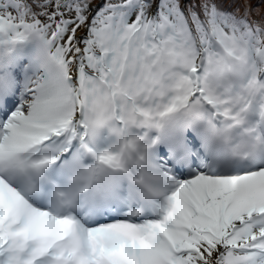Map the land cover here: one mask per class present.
Listing matches in <instances>:
<instances>
[{
  "label": "snow or ice",
  "instance_id": "obj_1",
  "mask_svg": "<svg viewBox=\"0 0 264 264\" xmlns=\"http://www.w3.org/2000/svg\"><path fill=\"white\" fill-rule=\"evenodd\" d=\"M0 264H264V0H0Z\"/></svg>",
  "mask_w": 264,
  "mask_h": 264
}]
</instances>
